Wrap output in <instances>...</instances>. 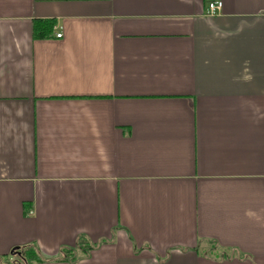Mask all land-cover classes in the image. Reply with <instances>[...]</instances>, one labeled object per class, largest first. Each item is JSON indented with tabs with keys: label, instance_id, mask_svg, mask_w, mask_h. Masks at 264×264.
Here are the masks:
<instances>
[{
	"label": "crops",
	"instance_id": "0c3cea01",
	"mask_svg": "<svg viewBox=\"0 0 264 264\" xmlns=\"http://www.w3.org/2000/svg\"><path fill=\"white\" fill-rule=\"evenodd\" d=\"M81 236L264 264V0H0V258Z\"/></svg>",
	"mask_w": 264,
	"mask_h": 264
},
{
	"label": "trees",
	"instance_id": "16d2710c",
	"mask_svg": "<svg viewBox=\"0 0 264 264\" xmlns=\"http://www.w3.org/2000/svg\"><path fill=\"white\" fill-rule=\"evenodd\" d=\"M52 29L53 21H38L35 23L34 35L38 38L51 37ZM102 243L105 242L103 241ZM97 246L91 245L85 237L81 236L78 238L75 247H64L56 257H47L36 244H33L12 250L9 255L0 258V264H42L46 262H69L75 264L87 258Z\"/></svg>",
	"mask_w": 264,
	"mask_h": 264
},
{
	"label": "built area",
	"instance_id": "2783aa9c",
	"mask_svg": "<svg viewBox=\"0 0 264 264\" xmlns=\"http://www.w3.org/2000/svg\"><path fill=\"white\" fill-rule=\"evenodd\" d=\"M223 4L220 1L210 2L208 4L207 15L213 16L222 10ZM56 38H62V34H56Z\"/></svg>",
	"mask_w": 264,
	"mask_h": 264
},
{
	"label": "water",
	"instance_id": "95a60500",
	"mask_svg": "<svg viewBox=\"0 0 264 264\" xmlns=\"http://www.w3.org/2000/svg\"><path fill=\"white\" fill-rule=\"evenodd\" d=\"M16 249H18V248H16Z\"/></svg>",
	"mask_w": 264,
	"mask_h": 264
}]
</instances>
